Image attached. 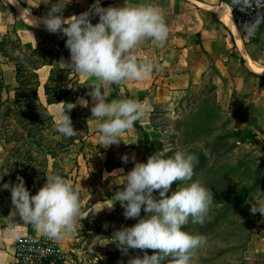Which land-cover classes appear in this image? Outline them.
Masks as SVG:
<instances>
[{
	"label": "crops",
	"instance_id": "1",
	"mask_svg": "<svg viewBox=\"0 0 264 264\" xmlns=\"http://www.w3.org/2000/svg\"><path fill=\"white\" fill-rule=\"evenodd\" d=\"M226 0H100L101 7H122L128 4H154L165 15L170 35L164 47H157L152 41H146L137 51L143 58L147 56L156 61L161 70L154 71L151 78L143 82H126L103 86L112 99H135L151 106L147 119L138 121L134 130L125 133L119 145L107 148L96 144L99 133L96 125L100 121L92 117V98L89 85L96 82L95 77L86 78L71 71L61 63L70 61V52L65 47L66 37L53 34L39 27H31L30 16L41 18L47 14L56 0H49L45 5L40 0H0V77L8 86V93L3 96L13 99V87L17 84L13 46L26 54L36 52V58L44 60L36 70L39 82V95L43 97V85L49 81L51 72L57 68L68 71L66 75L55 77L63 89H71L58 103H73L70 118H82L81 141L76 144L74 159L65 163L67 177L74 184L81 185L80 200L82 211L87 217L81 221L95 223L101 217L112 213L120 202H115L114 194L123 189L125 175L132 170L135 163H146L148 139L156 133L153 120L160 109L171 110L186 96L204 90L207 97L217 103L216 108L225 116L237 118L243 128L230 129L239 131L244 138L251 137L255 147L264 146V29L248 38L239 30L233 19L232 11ZM40 3V4H39ZM95 0H71L65 6V18L85 12ZM225 5H224V4ZM39 4L38 6H36ZM24 11V12H23ZM218 12V14H217ZM229 16L236 30L235 35L221 16ZM99 17L92 18V23ZM249 39V40H248ZM49 50L51 56L46 57ZM56 54V55H55ZM258 69H251L250 63ZM57 75V73L55 74ZM102 89V91H103ZM6 93V94H5ZM5 94V95H4ZM71 97V98H69ZM206 97V98H207ZM87 100L88 106L79 104L78 100ZM57 103L47 105V110L56 122ZM256 113L252 120H247L250 109ZM79 133V134H80ZM264 153V149L261 150ZM123 156L128 157L124 163ZM134 157V160H133ZM264 160V159H263ZM263 164V165H262ZM261 165L264 166V162ZM123 169V171H117ZM115 173V174H113ZM262 179V178H261ZM105 203H114L112 209H101ZM101 209V210H100ZM100 210V211H99ZM13 211L11 193H5L0 186V264H13V250L16 239L21 235H37L35 229L24 224L17 214L12 219ZM98 211V212H97ZM95 221V222H94ZM15 232L13 236L11 233ZM63 240L59 241L63 250Z\"/></svg>",
	"mask_w": 264,
	"mask_h": 264
},
{
	"label": "clouds",
	"instance_id": "2",
	"mask_svg": "<svg viewBox=\"0 0 264 264\" xmlns=\"http://www.w3.org/2000/svg\"><path fill=\"white\" fill-rule=\"evenodd\" d=\"M70 2L56 0L41 18L32 17L29 12L30 26L42 24L49 33H62L66 37L70 61H62L63 66L96 80L89 85L91 91L88 93L93 101L92 117L100 121L96 125L99 133L96 144L105 148L119 145L124 134L134 130L136 122L148 118L151 106L135 99L108 102L110 93L104 91L103 86L143 82L151 78L154 71H160L156 61L147 56L141 58L137 51L146 41L164 47L170 35L169 26L163 10L154 4L125 3L122 7L105 8L101 7L100 0H95L87 11L65 18L63 10ZM11 3L16 4L18 0H11ZM40 3L47 5L49 0H40ZM232 5L239 6L241 11L257 10L252 21L242 26L243 36L252 38L264 23V12L260 11L264 9V0H232ZM96 16L99 21L93 24L92 18ZM15 55L23 61L20 51ZM77 102L88 106L87 100ZM75 106L61 102L55 108V130L65 138L77 133L68 114ZM122 160L127 163L128 157L123 156ZM198 163L196 154L182 150H176L167 158L157 151L146 163H135L124 176L123 189L113 197L124 208V217L138 218V222L115 231L106 244L116 243L125 253L129 249L153 250L152 255L144 251L142 258L137 256L129 264H193L198 250L206 247L208 240L202 234L183 229L190 222L203 225L210 219L214 200L211 189L200 180H193ZM17 180L18 183L3 185L11 192V219L18 214L24 224L31 225L38 234L53 241L77 235V226L88 216L82 211L80 183L74 184L71 179L58 174L47 175L43 187L31 195L23 178L17 177ZM174 182H178V187L168 195ZM180 182L185 183L180 186ZM155 191L159 192V198L154 195ZM105 207L112 209L114 203H105L101 209ZM142 208L146 213L143 217ZM250 211L264 216V202L255 200Z\"/></svg>",
	"mask_w": 264,
	"mask_h": 264
},
{
	"label": "rangeland",
	"instance_id": "3",
	"mask_svg": "<svg viewBox=\"0 0 264 264\" xmlns=\"http://www.w3.org/2000/svg\"><path fill=\"white\" fill-rule=\"evenodd\" d=\"M53 53L49 50L46 57ZM206 97L202 90L186 96L171 110H158L153 120L156 133L149 139L147 150L151 155L163 152L165 158L176 150L196 154L199 163L193 180H200L213 192L210 219L203 225L190 222L183 229L202 234L208 240L207 246L198 250L193 264H264V216L250 211L255 200L264 202V153H261L264 146L255 147L251 137L245 139L239 131H231L245 124L225 116L216 108L217 103ZM254 113L251 108L247 120H252ZM71 120L77 131L76 139L56 149L57 168L53 174L62 176L65 163L74 159L76 144L81 141L83 119L72 117ZM55 138L67 143V138L59 133ZM2 158L1 154L0 161ZM184 183L180 182V186ZM177 187L178 182H174L168 195ZM154 195L159 198L158 191ZM123 213L124 208L118 205L95 223L80 221L77 235L62 242L65 255L62 263L129 264L137 256L142 258L144 251L152 255L153 250L129 249L125 253L116 243L106 244L115 231L138 222V218L126 219ZM145 215L142 208L141 217Z\"/></svg>",
	"mask_w": 264,
	"mask_h": 264
},
{
	"label": "trees",
	"instance_id": "4",
	"mask_svg": "<svg viewBox=\"0 0 264 264\" xmlns=\"http://www.w3.org/2000/svg\"><path fill=\"white\" fill-rule=\"evenodd\" d=\"M2 42L4 39L0 46ZM10 42L13 44L11 58L15 63L17 84L13 87V99L3 98L2 93H8V86L0 77V155H3L0 161V186L18 183L17 177H22L29 192L37 193L46 183V176L52 175L57 168L56 149L76 139L73 136L63 143L62 139L55 138L58 132L47 110L48 104L68 100L65 97L71 89H63L59 81H54L55 77H59L56 73L66 75L68 71L57 68L51 72L49 81L43 85V101L39 95L36 70L44 60L36 58V52L26 54L21 51L16 40ZM17 51L22 53L23 61L15 55ZM143 134L147 146L149 139L145 132ZM150 155L148 152V157ZM62 177H67L65 171ZM4 192L11 193L7 189ZM57 264L64 263L58 260Z\"/></svg>",
	"mask_w": 264,
	"mask_h": 264
},
{
	"label": "built area",
	"instance_id": "5",
	"mask_svg": "<svg viewBox=\"0 0 264 264\" xmlns=\"http://www.w3.org/2000/svg\"><path fill=\"white\" fill-rule=\"evenodd\" d=\"M234 19L235 26L242 31L245 23L251 22L256 15V9L241 11L239 6H233L232 0H226ZM264 12V9L260 10ZM264 29V23L260 25ZM65 255L59 241H53L41 234L21 235L14 245L13 264H57Z\"/></svg>",
	"mask_w": 264,
	"mask_h": 264
},
{
	"label": "bare ground",
	"instance_id": "6",
	"mask_svg": "<svg viewBox=\"0 0 264 264\" xmlns=\"http://www.w3.org/2000/svg\"><path fill=\"white\" fill-rule=\"evenodd\" d=\"M226 3V2H225ZM224 4V3H223ZM227 4V3H226ZM225 5V4H224ZM218 14V12H217ZM221 18L223 19V21L229 26V28L231 29V31L236 35L237 34V30L236 28L234 27L233 23H232V20L230 19V17L227 15V16H224L222 15ZM250 67L252 69H255L256 66L254 64H252V62L250 63ZM258 69V68H256Z\"/></svg>",
	"mask_w": 264,
	"mask_h": 264
}]
</instances>
